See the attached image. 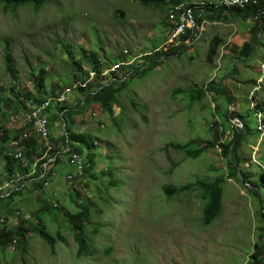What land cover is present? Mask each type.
I'll return each mask as SVG.
<instances>
[{
    "label": "rangeland",
    "instance_id": "374dc122",
    "mask_svg": "<svg viewBox=\"0 0 264 264\" xmlns=\"http://www.w3.org/2000/svg\"><path fill=\"white\" fill-rule=\"evenodd\" d=\"M163 6L138 0H53L33 15L20 9L16 19L0 10V124L13 134L23 118L2 102L14 99L4 88L10 83L30 105L26 94H34L30 82L41 70L46 73L47 91L60 92L89 69L109 68L125 56L136 58L131 69L146 63L145 74L131 78L120 92L113 119L97 105L75 118L73 129L89 140L93 154L91 167L81 178L64 180L71 167L62 157L53 167L57 185L51 181L41 188L31 181L17 192L15 204L6 201V207L13 204L31 217L43 209L44 200L51 207L56 205L31 220L34 224L41 218L51 235L60 236L54 254L31 233L22 249L25 255L14 244L0 256V264H249L264 233L259 216V210L264 213L260 203L264 187L259 184L264 175V139L257 131L252 106L264 101V27L259 32L264 21L254 13L246 16L233 11L221 24H208L203 36L181 55L152 67L146 57L167 39ZM247 42L253 51L243 57L239 51ZM215 43L219 47L209 61ZM6 54L11 73L5 66ZM210 81L215 86L222 81L233 103L225 97L214 101L212 94L203 91L201 99L192 100L194 91L203 90ZM255 87L259 90L252 97ZM76 100L66 105L78 108L80 100ZM233 112L246 125L239 183L230 178L227 158L220 150V144L234 134L232 124L241 126L236 118L230 119L231 124L227 121ZM50 126L60 138L63 124L57 121ZM191 140L198 141V147L205 148L207 142L215 146L196 159L163 149L168 143ZM6 152L0 144L2 171ZM34 158L38 163L40 157ZM241 170L257 184L250 189L260 190V201L239 178ZM219 178H224L223 208L211 224L204 221L205 203L199 189L172 198L163 191L166 185ZM18 186L13 182L5 193ZM80 203L90 209L93 224H82L87 253L78 258V244L63 211L77 213ZM15 225L9 222L8 226Z\"/></svg>",
    "mask_w": 264,
    "mask_h": 264
},
{
    "label": "trees",
    "instance_id": "16d2710c",
    "mask_svg": "<svg viewBox=\"0 0 264 264\" xmlns=\"http://www.w3.org/2000/svg\"><path fill=\"white\" fill-rule=\"evenodd\" d=\"M52 1L51 0H0V10L3 14H7L11 18L16 19L17 13L20 9H28L31 11L33 15L39 12L45 6L51 4ZM138 1L143 5H150V6L163 4L165 6V13L167 19L168 10H167V4L164 0H160V1L138 0ZM233 11L239 13L240 15L245 13L246 16L252 15V13H254L256 19H262L264 21V2L257 7H249L244 11L242 10H233ZM233 11H231L230 14H232ZM225 16L226 14L221 13L217 17V19L219 20L224 19ZM209 18L214 19L215 17H209ZM166 22L168 23V20H166ZM263 27L264 24L262 23L259 32L263 30ZM259 32L256 34L257 37L259 36ZM183 42L184 41L177 44L163 45L160 51L154 53L150 57H148L149 56L148 55L146 59L148 60V62L150 61L152 63V67L158 66L160 62L179 56L187 48H189V46L185 45V43ZM218 47L219 44L215 43L214 46L211 48L210 53L208 54L209 61H211L215 56ZM252 51H253V46H251L250 43L247 42L244 43V45L241 47L239 53L243 57H249ZM145 64L143 63L142 67L136 66L133 67V69H131L132 67L127 68L130 74L123 81H118V80L112 81L110 77L98 76L97 77L98 85H96L95 88H92L93 83H90L88 88L85 89L79 88L77 90V94L79 97H76L77 100L78 99L80 100L78 103L79 104L78 108L69 107L66 105V103L59 105L55 102L54 103L52 102L48 110V115H49L48 118L50 121V125L51 123L58 121L61 122V124H63L64 126L62 127V136L60 138L53 136V134L51 133L49 139L50 140L49 145L52 147V150L49 151L46 156H44V153L47 150V145L40 141V137L37 134L32 133L30 138L25 142L24 156L26 158L25 160L26 163L24 164L23 162L16 160L14 158L13 148L12 150H10L9 145H11L12 141L18 138L24 132L25 129L21 128L18 131H16L15 134H13V132L8 131L7 128L2 127V125L0 124V144L3 147V149L7 151L5 157L6 162H5L4 173L6 175L18 174L20 176H27L34 170V173L30 177H26V179L18 183L19 186L16 187L15 190H13V192L9 195V197H3L2 199H0V217H3L5 221L3 225H0V256L5 254V252L9 249V247L13 244V242H15L16 245H18L19 250H21L22 253L25 255V251L22 249L26 246L31 233L35 234L42 241L47 243L51 248V254H54V247L56 244V240L59 239L60 236L51 235L46 229V226L44 225L41 218H36L34 224L31 222V220L37 215V213L41 212L42 210L53 211L56 208V205L51 207L44 200L43 209L32 213V217L30 215L29 220H23V219L18 220L13 217L15 211L20 210V209L18 210L17 207L13 205L15 204L14 199L16 198V194L18 191L28 186V184H30L31 181H36L35 184H32L33 186L35 185L37 187L45 188L44 183L48 182L49 177L54 173L53 167L61 163V158L65 157V155L61 153V150L66 145H68L71 148L72 152H77L83 155L86 162L88 163L89 167L83 172L82 176L89 170V168L91 167L90 161L93 158V154L91 153L90 145L88 144L89 140L86 141L84 135L74 131L73 125L75 124V118L82 115L84 113V110L88 106L97 105L102 109H104L105 112L110 114V116L113 119L115 114L113 105L115 102L117 103V98L119 97L120 92L125 88V86L127 85L128 81L131 78L145 74L146 71ZM230 65L234 66V63L232 62ZM5 66L7 71L11 73V63L8 54L5 55ZM95 70L102 72V70L99 68H96ZM233 70L231 72H234ZM33 75H34V79L30 83L33 85L31 87V89H33L31 92H33L34 94L31 95L26 94L27 98L31 102L30 105L28 101L23 100V93L15 94L13 83H10L8 87H4V88H8V92H10V94L13 93L14 99H3L2 102H4V104L7 106V110L9 112H11L12 109H15L17 110L16 111L17 113L19 112L21 113L19 115L17 114L16 116L22 117L26 112L30 111L34 106L43 103L44 101L50 99L52 96L60 94L65 90L64 89L63 91L60 92H54V91L48 92L46 86L47 84H46L45 70H41L37 75H35V73ZM84 77L85 75L79 80L77 79V81L74 84L83 80ZM105 81L107 82L104 83ZM211 82L212 81L206 84L203 90L201 89L195 90L192 95V100L201 99L202 93L207 92L214 96L213 97L214 101L216 100V97H225L227 102L229 104H232L234 98L230 94L228 88L223 84V82L220 81V83L217 86H215L214 83ZM72 85H69L68 87ZM20 87L21 86H19L18 88ZM92 92H94V94ZM71 98L72 96L70 97L71 101L73 100L75 101V99L72 100ZM257 107L260 108L262 111H264V101L258 103ZM231 118H239V116L237 115L236 112L235 113L233 112L231 116L227 117V121H230ZM232 125H233L234 134L228 142H222L220 144L221 147L220 150L227 158V165L230 168V174H229L230 178H233L238 182L239 181L237 176L238 167H240L244 163L239 152L242 147V144L245 142L244 140H246V137L244 136L246 125L243 122V126H244L243 129L240 127H235L234 124ZM29 129L30 126H28L27 130ZM197 145H198V141L191 140L186 143H168L163 147V149L167 150L170 148L175 152H181L185 154L189 158L196 159L203 154L206 148H213L215 146L211 142H207V146L205 148L201 146L198 147ZM37 156L40 157L38 163L34 158ZM54 157L56 158L55 161L48 162L49 159ZM65 162H67V159ZM1 164L2 163H0V165ZM45 164H47V167H45ZM45 172H46V176L41 178V176ZM247 175L248 174L246 172L241 170V177L243 179V183H245V185L248 186L249 192L257 195L260 201V195H259L260 190L254 188V190L252 191L250 189V187H255L257 184L253 183ZM51 181L52 179L49 181V185ZM223 182H224V178L216 179L213 182H205L202 180H197L194 183H190L183 186L166 185L163 187V191L165 195H167L169 198H172L175 195L183 193L185 191L199 189L202 193V199L205 203L203 209L204 221L206 224H211L213 220L217 218V216H219L222 212ZM260 182H262L263 185ZM6 183L7 182L5 181H1L0 185ZM259 184L264 187V175H262L259 178ZM8 200L12 201L13 207L11 208L6 207L5 202ZM260 203L263 204L264 201L263 202L260 201ZM77 207L80 208V210L77 213H69L67 211H63V216L70 225V229L72 230L71 233H73V238L75 242L78 244L77 257L79 258L83 254L87 253V242H86V238L83 237L82 224L87 223L91 225L93 223L90 221V209L81 203L77 205ZM259 216L260 219L264 222V213H262V210H259ZM9 222L17 223V225H15L14 227H9L8 226ZM249 264H264V233L263 235L260 236L259 243H257V245L254 246L253 254L249 258Z\"/></svg>",
    "mask_w": 264,
    "mask_h": 264
},
{
    "label": "built area",
    "instance_id": "2783aa9c",
    "mask_svg": "<svg viewBox=\"0 0 264 264\" xmlns=\"http://www.w3.org/2000/svg\"><path fill=\"white\" fill-rule=\"evenodd\" d=\"M160 1V0H157ZM167 4V39L163 45L167 44H177L182 41L185 45L190 46L196 40L200 39L202 35L207 30V25H218L221 24L217 17L223 13L227 14L233 10H246L249 7H257L264 2V0H164ZM209 17H215L210 19ZM162 45V46H163ZM161 47L152 51L149 55L161 50ZM128 54L127 52H125ZM136 61V58H125L120 59L117 63L113 64L109 68L103 69L102 72L98 70H88L86 76L83 80L78 83L67 87L62 93L52 96L50 99L44 101L43 103L34 106L30 111L26 112L22 118L23 123L21 128L25 129L24 132L11 143V146L14 151V158L26 163L24 156V147L25 142L28 140L32 133L37 134L40 137V141L47 145L46 155L49 151L52 150L50 144V121L48 118V110L52 102L62 105L70 100V97L75 93L79 88L85 89L88 88L90 83H93V88L98 85L97 77L110 76L112 80L123 81L125 80L130 72L126 69L133 65ZM121 71H124L121 74ZM31 84V83H30ZM257 90V88L255 89ZM255 90L251 92V95H254ZM94 94V92H92ZM257 119V129L261 136H264V113L255 107L253 104ZM28 126L30 129L27 130ZM239 126V125H238ZM61 153H63L67 159L66 164L71 167V171L67 172L64 176L65 180L70 183L71 181L78 179L82 176L83 172L89 167L83 155L72 152L71 148L66 145L62 148ZM60 154V153H58ZM45 155V156H46ZM67 155V156H66ZM55 157L49 159L48 162L55 161ZM47 167V164H45ZM34 173V170L27 176H20L18 174L6 175L2 168L0 169V182L5 181L6 184L0 185V199L3 197H9L13 192L5 193L6 189L13 182L19 183L20 181L30 177ZM46 176V172L41 176V178ZM53 175L49 177V181L53 179ZM8 178V179H7ZM7 179V180H6ZM49 181L44 183V186H49ZM14 190V189H13ZM13 217L18 220H29L30 214L22 213L20 210L15 211ZM5 223L4 218L0 217V225ZM15 244V242H13ZM13 249V248H11Z\"/></svg>",
    "mask_w": 264,
    "mask_h": 264
},
{
    "label": "clouds",
    "instance_id": "9594fccd",
    "mask_svg": "<svg viewBox=\"0 0 264 264\" xmlns=\"http://www.w3.org/2000/svg\"><path fill=\"white\" fill-rule=\"evenodd\" d=\"M243 11H244V10H243ZM229 14H230V13H227L226 15H229ZM218 20H219V19H218ZM220 20H224V19H220ZM220 20H219V21H220ZM202 36H203V35H202ZM198 40H199V39H198ZM198 40H196L195 42H197ZM195 42H194V43H195ZM194 43H193V44H194ZM193 44H191L189 47L193 46ZM162 45H163V44H162ZM162 45H161V46H162ZM161 46H160V47H161ZM158 48H159V47H158ZM156 49H157V48H156ZM154 50H155V49H154ZM125 58H126V56H125ZM116 63H117V62H116ZM129 67H132V66L130 65ZM129 67H128V68H129ZM89 70H91V69H89ZM94 70H95V69H94ZM101 70H103V69H101ZM126 70H127V69H126ZM127 71H128V70H127ZM87 72H88V71H87ZM87 72H86V74H87ZM86 74H85V76H86ZM105 77H110V76H105ZM110 78H111V80H112V77H110ZM112 81H113V80H112ZM106 82H107V81H105L104 83H106ZM93 87H94V86H92V88H93ZM256 88H257V90H255ZM254 90H255V93H256V92L259 90V87H255V88L253 89V91H254ZM255 93H254V94H255ZM75 94H77V91H76L75 93H73L71 96H73V95H75ZM251 96L253 97L254 95H251ZM71 99H72V98H71ZM70 101H71V100H69V102H70ZM254 105H255L256 108H258L256 104H254ZM252 106H253V105H252ZM253 109H254V108H253ZM258 109H260V108H258ZM260 110H261V109H260ZM254 114H255V113H254ZM255 116H256V115H255ZM231 119H234V118H231ZM235 120H237L239 123H241V126H237V127H240V128L243 129L244 126H243V122H241L242 120L239 119V118H236ZM239 120H241V121H239ZM256 120H257V119H256ZM63 126H64V125H63ZM18 130H19V129H18ZM257 131H258V129H257ZM258 132H259V131H258ZM260 136H261V134H260ZM261 138L263 139L264 136H263V137L261 136ZM87 169H88V168H87ZM64 176H65V175H64ZM64 179H65V178H64ZM65 181H66V180H65ZM66 182H67V181H66ZM11 184H12V183H11ZM10 186H11V185H10ZM13 189L15 190L16 188H13ZM11 191H13V190L11 189L9 192H11ZM15 244H16V243H15ZM13 245H14V244H12V245L9 247V250H12L11 248H13Z\"/></svg>",
    "mask_w": 264,
    "mask_h": 264
},
{
    "label": "crops",
    "instance_id": "0c3cea01",
    "mask_svg": "<svg viewBox=\"0 0 264 264\" xmlns=\"http://www.w3.org/2000/svg\"><path fill=\"white\" fill-rule=\"evenodd\" d=\"M76 97H79V96H76V94L75 95H73L72 96V100L73 99H75ZM260 102V101H259ZM21 118V117H20ZM21 127V126H20ZM16 131H18V129L16 130ZM51 133L53 134V136H55V137H57L58 136V132L57 131H55V129H54V127H51ZM9 148H11L12 149V146L11 145H9ZM46 155V152L44 153V156ZM63 178H64V175H63ZM65 180V179H64ZM52 182H54V183H52ZM52 184H56L57 185V182H58V180H57V177H56V175L53 177V179H52ZM51 184V185H52ZM14 188V187H13ZM13 190V189H12ZM4 203V202H3ZM6 203V202H5Z\"/></svg>",
    "mask_w": 264,
    "mask_h": 264
},
{
    "label": "water",
    "instance_id": "95a60500",
    "mask_svg": "<svg viewBox=\"0 0 264 264\" xmlns=\"http://www.w3.org/2000/svg\"><path fill=\"white\" fill-rule=\"evenodd\" d=\"M232 121H234V119H232ZM239 121H241V120H239ZM242 122V121H241ZM239 178L241 179V181L243 182V179H242V177L239 175ZM245 184V183H244Z\"/></svg>",
    "mask_w": 264,
    "mask_h": 264
}]
</instances>
